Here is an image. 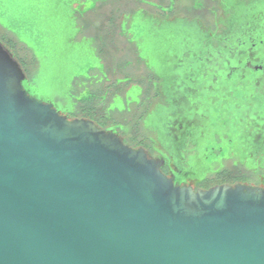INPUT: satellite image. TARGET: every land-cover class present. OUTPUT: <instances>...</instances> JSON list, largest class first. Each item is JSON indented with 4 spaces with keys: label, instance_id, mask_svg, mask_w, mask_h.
Masks as SVG:
<instances>
[{
    "label": "water",
    "instance_id": "obj_1",
    "mask_svg": "<svg viewBox=\"0 0 264 264\" xmlns=\"http://www.w3.org/2000/svg\"><path fill=\"white\" fill-rule=\"evenodd\" d=\"M230 32L197 40L199 67ZM37 89L0 38V264H264V184L179 182Z\"/></svg>",
    "mask_w": 264,
    "mask_h": 264
},
{
    "label": "rangeland",
    "instance_id": "obj_2",
    "mask_svg": "<svg viewBox=\"0 0 264 264\" xmlns=\"http://www.w3.org/2000/svg\"><path fill=\"white\" fill-rule=\"evenodd\" d=\"M75 1L79 6L72 8ZM95 1L0 0V38H11L29 52L30 59L35 61L32 66L38 87L36 95L51 101L62 113L77 114V104L87 97L84 84L92 79L106 78L103 61L106 54L101 53V49L106 48L104 32L97 39L89 29L82 27L84 18L81 15L88 14ZM233 6L228 4V7ZM262 8V5L258 7ZM98 18H103V13ZM189 24L181 18L161 22L151 15L138 13L129 21L124 19L117 40L129 43L136 50L135 55L145 70L160 80L159 90L167 103L173 102L179 107L176 112L175 108L159 105L144 118V129L156 141L155 150L166 156L175 154L157 141L170 142L169 127H172L170 132L182 138L188 130L184 122L192 125L194 136L190 137V144L197 152L192 166L201 181L217 164L233 158L249 160V153L257 149L255 138H264V79L261 83L247 82L252 74L245 71L242 52L240 60L233 64L219 66L211 62L199 67L197 40L200 32L197 26ZM201 31L208 37L212 35L203 28ZM258 32L264 37V24ZM239 35L245 37L247 34L240 32ZM95 40L100 42L95 43ZM257 55L264 58L263 52L258 51ZM232 65L239 66L240 73L229 81ZM134 78L147 83L139 72ZM127 81L125 76L118 80L121 85ZM142 91L140 85H133L123 96H115L108 110L122 113L132 105L143 104ZM149 106L150 103L143 104L145 109ZM106 129L125 130L118 125ZM226 138L235 140L230 144ZM213 149L222 152L213 154Z\"/></svg>",
    "mask_w": 264,
    "mask_h": 264
},
{
    "label": "flooded vegetation",
    "instance_id": "obj_3",
    "mask_svg": "<svg viewBox=\"0 0 264 264\" xmlns=\"http://www.w3.org/2000/svg\"><path fill=\"white\" fill-rule=\"evenodd\" d=\"M237 0H222V6L218 5L216 0H96L93 5L94 8L87 13L81 15L84 18V23L82 24L83 30H90L92 36L99 38L104 32L105 46L106 48L101 49V53L106 54L104 61V71L105 80L88 81L84 84V90L86 91L87 97L81 99L77 104L78 118L86 115L95 116V118L106 125H118L124 126L125 130L119 129V133L125 138H132L137 140H142L143 144L139 147H143L151 152L155 156H164L166 158V164L163 168V172L167 175L175 174L178 177V181H187L195 186H197V180L193 177H189L194 170L192 166V160L197 156V152L194 151V146L190 144V137H193L191 126L189 123L184 122L185 129L186 126L188 130L185 131L182 138L178 135H174V132H170L172 127L167 128L168 135L170 136V142H165L169 149L173 150L172 156H166L165 154L158 153L155 150V139L152 135H149L144 129L143 121L144 118L148 116L151 111L158 108L159 105L164 108L171 107L175 108L176 112L179 111L176 103H167L166 98L163 97L160 92V80L157 79L152 73L145 70L143 64L138 61L135 53L136 50L129 46L130 44L117 40L119 35V30L122 24L120 20H116L113 27L109 25L107 15L110 13L116 14L115 16H120V13H141L142 15H151L155 19L161 22H169L170 19L181 18L190 22L192 26H197V16L203 17L209 12H219L223 10V5L234 3ZM231 2V3H230ZM152 5H150V4ZM264 7V0H242L243 6V32H246L245 37H235L233 33H228V37L225 38L226 49L229 50V56L232 58L235 49L242 50L245 60L246 70L251 76H248L247 82H259L261 83L264 79V58H260L257 52L264 53V37L257 32V29L264 24V8L261 10L258 7ZM79 6L78 1L72 3V8H77ZM224 6V7H225ZM167 9L166 11H162ZM103 13V18H98ZM80 17V15H78ZM134 16V15H133ZM122 17V16H121ZM100 19V20H99ZM98 27V29H97ZM108 28V29H107ZM113 29V32L112 30ZM7 43L13 46V49L19 54V56L27 61V68L34 69L32 66L35 61L30 59L29 52L23 47L18 46L13 39L3 37ZM109 39V40H108ZM114 39V40H113ZM100 42L95 40V43ZM126 43V44H125ZM227 55V57H228ZM259 58L262 59L259 61ZM202 58L200 57L199 60ZM205 62H212V59L205 58ZM209 59V60H208ZM217 58L215 57V60ZM240 60V54H238V61ZM233 64L232 61L229 64ZM258 67V69H256ZM231 80L235 74L240 73L239 66L231 67ZM144 76L147 79V83H141L140 78L135 79L134 76L137 73ZM123 76L128 78L126 84H119ZM260 77V79H259ZM138 81V82H137ZM140 85L143 89L141 103H150V106L146 109L143 104L132 105L128 111L122 113L117 111L108 110V106L111 100L118 95L123 96L125 92L133 87V85ZM263 89H264V85ZM157 87V89H156ZM241 120L243 117L240 118ZM264 130V123H263ZM263 136L256 137L255 143L257 144V149L255 148L249 157L252 159V164L255 166L262 165L261 155H264V145ZM254 139V138H253ZM227 142L233 144V138H226ZM158 144H162L159 140ZM216 150H212L213 153ZM221 153L220 149L217 151ZM218 155V154H217ZM224 163V162H223ZM239 160L235 158L227 160L224 163V169L232 177H239L241 173L244 174L242 168L238 169ZM227 175V174H226ZM189 177V178H188ZM212 178L211 180H213ZM218 185L214 183V186Z\"/></svg>",
    "mask_w": 264,
    "mask_h": 264
},
{
    "label": "trees",
    "instance_id": "obj_4",
    "mask_svg": "<svg viewBox=\"0 0 264 264\" xmlns=\"http://www.w3.org/2000/svg\"><path fill=\"white\" fill-rule=\"evenodd\" d=\"M222 0H216L217 4L222 6ZM231 3V2H230ZM234 6L228 7L223 5V10L219 11V12H209V14H205L203 15V17H199L197 16V28L198 29H205L208 34L209 32H211L212 34H221L223 33L225 30H233L235 32L240 31L243 32L244 27H243V22H239L238 18L242 21L243 17L240 16V13L243 14V6H242V0H237L234 1V3H231ZM225 6V7H224ZM116 14L114 13H110V15H107V20L108 22H111L109 25H111L110 27H113V24L116 20H120V22L122 23L124 21V19H127L128 21L131 20L133 18V15H135V13H129V14H124V13H120V16L118 18V16H115ZM122 16V17H121ZM164 22V21H163ZM121 25V24H120ZM108 29V28H107ZM110 30L113 29L110 28ZM205 35L203 32L200 33V38L199 40H204ZM13 52H15V56L18 58V60L20 61V63L22 64V66L24 67L29 79L31 81H34V69H28L27 68V61L23 60L19 54L13 49V46L10 45L9 43H7L5 40L1 39ZM218 40H216V48H218V50L221 48L222 45H218ZM199 45L201 43H198ZM197 44V45H198ZM215 48V49H216ZM240 52H242V50H236L234 51V55L231 58L230 56L227 57L226 52L225 51H216V53L218 54V58L216 59L215 63L217 65H228V63L230 61H234L237 62L238 61V54H240ZM230 81V80H229ZM77 109V108H76ZM72 117L78 118V112L77 114H69ZM80 118H89L91 120H93L94 122H96L99 126L103 127V128H108V127H112L113 125H106L105 123H102L101 121L97 120L95 118V116L92 115H86V116H82ZM119 131V129L117 130ZM120 134V133H119ZM124 140L125 143L129 144L130 146L134 147V148H138L141 144H143L142 140H137V139H132V138H125L122 134H120ZM162 143H164L163 141H161ZM218 154L217 151H214L213 154ZM249 160H239V164L238 165V169L242 168L244 170V174L241 173V175L239 177H232L229 175V173H226L227 171H225V167H224V163L222 164H217L215 166V169L213 172L209 173L206 177H204L201 181L197 182V186L196 188H202V189H209L210 187L214 186V183L216 184H237V183H249V184H255V185H263L264 184V155H261V159H262V165L260 164V166H255L252 164V159L253 158H248ZM227 174V175H226ZM212 178H214L213 180H211Z\"/></svg>",
    "mask_w": 264,
    "mask_h": 264
}]
</instances>
